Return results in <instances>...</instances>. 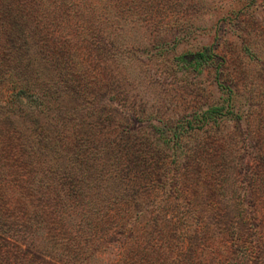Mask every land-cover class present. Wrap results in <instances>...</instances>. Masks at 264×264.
Masks as SVG:
<instances>
[{"label": "rangeland", "instance_id": "374dc122", "mask_svg": "<svg viewBox=\"0 0 264 264\" xmlns=\"http://www.w3.org/2000/svg\"><path fill=\"white\" fill-rule=\"evenodd\" d=\"M0 264H264V0H0Z\"/></svg>", "mask_w": 264, "mask_h": 264}, {"label": "trees", "instance_id": "16d2710c", "mask_svg": "<svg viewBox=\"0 0 264 264\" xmlns=\"http://www.w3.org/2000/svg\"><path fill=\"white\" fill-rule=\"evenodd\" d=\"M183 59L186 62H188V59H190L191 66L195 68H201L204 65L211 64L213 58L212 53L204 50L185 54L183 55ZM232 98L233 97L231 96V99ZM233 102L235 101H231L228 105L224 103L223 105L213 106L200 114H196L186 124L178 123V125L173 127V129L170 130L168 134L164 135L163 139L167 144L177 146L180 144V141L184 137L185 133L189 131V129H201L208 127L211 124H219L228 118L232 120L239 118L240 113L239 111H236L235 104Z\"/></svg>", "mask_w": 264, "mask_h": 264}]
</instances>
